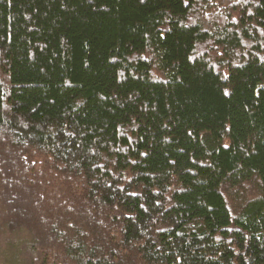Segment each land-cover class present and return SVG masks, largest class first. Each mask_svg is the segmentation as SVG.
<instances>
[{"label":"trees","instance_id":"1","mask_svg":"<svg viewBox=\"0 0 264 264\" xmlns=\"http://www.w3.org/2000/svg\"><path fill=\"white\" fill-rule=\"evenodd\" d=\"M0 264H264V0H0Z\"/></svg>","mask_w":264,"mask_h":264}]
</instances>
